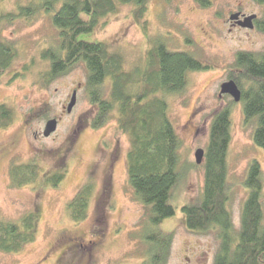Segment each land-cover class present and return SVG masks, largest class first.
<instances>
[{
    "label": "rangeland",
    "instance_id": "1",
    "mask_svg": "<svg viewBox=\"0 0 264 264\" xmlns=\"http://www.w3.org/2000/svg\"><path fill=\"white\" fill-rule=\"evenodd\" d=\"M44 2L0 0V18L15 15L0 21V42L15 54L0 76V106L6 104L14 111L11 126L0 129V221L20 222L30 212L39 215L35 241L17 253L0 252V264H142L147 258L141 240L147 212L128 184L130 137L120 130L116 114L103 126L93 127L98 108L88 98L83 64L56 79H43L50 71L43 53L61 45L60 31L53 23L59 6L47 10ZM134 12L133 5H119L118 12L101 19L93 33L78 39L106 43L133 74L145 68L156 41L192 53L208 66L189 74L181 94L165 97L181 139L180 178L171 198L176 214L157 229L173 235L166 264H213L219 249L216 232H189L182 207L201 201L205 170L203 164H196L195 154L207 146L215 114L228 108L232 119L228 207L235 229L240 228L248 195L244 181L254 160L262 169L264 208V150L253 139L256 122L245 121L242 103L228 95L220 97L222 85L236 70L237 54L264 53V32L257 27H233L230 18L240 12L263 20L264 4L214 0L211 7L202 8L195 0H152L145 24L137 23ZM131 88L135 92L137 86ZM75 89L77 103L69 114L65 106ZM110 89L106 81L107 95ZM55 118H59L57 131L44 137L47 122ZM28 163L40 167L37 181L14 185L11 167ZM57 173H63L64 180L57 187L48 184ZM87 185L92 186L87 218L74 222L68 204Z\"/></svg>",
    "mask_w": 264,
    "mask_h": 264
},
{
    "label": "trees",
    "instance_id": "2",
    "mask_svg": "<svg viewBox=\"0 0 264 264\" xmlns=\"http://www.w3.org/2000/svg\"><path fill=\"white\" fill-rule=\"evenodd\" d=\"M151 1L45 0L43 5L47 10L59 6L53 23L60 31L61 45L43 53V58L50 63V71L43 79L48 82L63 76L78 64L86 68L85 88L90 102L98 108L93 127L103 126L110 116L116 114L120 130L130 137L128 184L147 212L146 233L141 239L147 246V258L142 264H166L173 235L157 228L176 214L171 198L180 178L181 139L169 118L165 97L181 94L187 87L189 74L206 70L208 66L192 53L171 50L164 42L156 41L149 51L145 68L133 74L125 70L123 58L112 52L106 43L78 39L81 35L93 33L101 19L118 12L119 5L135 6V20L145 24L144 17ZM254 1L264 4V0ZM195 2L202 8H209L214 0ZM13 17L15 15L8 14L0 21ZM256 25L264 32V19L257 21ZM14 57L12 47L0 42V76ZM235 66L230 80H234L242 92L240 103L245 121L256 122L253 139L264 150V53L241 51L236 56ZM106 81L111 86L109 95L104 91ZM133 86H137L135 92L131 88ZM13 120V109L2 104L0 129L9 128ZM231 124L228 108L217 112L213 118L209 142L204 149L202 198L198 204L182 207L185 228L196 234L216 232L219 249L213 264H264L263 183L258 161L251 162L244 181L248 195L243 204L239 229H235L228 207L227 155ZM40 171L37 164L28 163L12 166L10 175L13 184L20 187L34 184ZM64 177L63 173H57L47 183L57 187ZM91 197L92 186L87 185L68 204L74 222L87 218ZM38 221L39 215L35 212L28 213L20 222L0 221V252L17 253L34 242Z\"/></svg>",
    "mask_w": 264,
    "mask_h": 264
},
{
    "label": "water",
    "instance_id": "3",
    "mask_svg": "<svg viewBox=\"0 0 264 264\" xmlns=\"http://www.w3.org/2000/svg\"><path fill=\"white\" fill-rule=\"evenodd\" d=\"M241 13H235L231 16L230 20L232 22H236V24L242 28L245 29H254L255 28V20L257 19V15H251V16H245V18H242ZM77 95L78 92L74 91L71 101L67 107V112L71 113L76 106L77 103ZM224 95H228L233 98V100L236 103H240L242 100V92L237 85V83L234 80H230L226 83H224L221 87L220 97H223ZM58 128V121L57 119H51L47 122L45 130H44V137L48 138L52 136L57 131ZM205 158V150L204 149H198L195 154L196 164L202 165Z\"/></svg>",
    "mask_w": 264,
    "mask_h": 264
},
{
    "label": "flooded vegetation",
    "instance_id": "4",
    "mask_svg": "<svg viewBox=\"0 0 264 264\" xmlns=\"http://www.w3.org/2000/svg\"><path fill=\"white\" fill-rule=\"evenodd\" d=\"M238 13H240V12H238ZM241 15H242L241 19H242V18H245V17H244L245 14L241 13ZM245 16H247V15H245ZM255 21H258V18H257ZM254 23H255V22H254ZM231 25H232L233 27H237V26H238V25L236 24V22H231ZM255 27H257L256 23H255ZM74 91H77V92H78L77 89H75ZM74 91H73V93H74ZM73 93H72V95H73ZM72 95H71V97H70V101H71ZM69 103H70V102H69ZM68 105H69V104H67V106H65V108L68 107ZM66 109H67V108H66ZM69 114H70V113H69ZM55 119H57L58 124H59V118H55ZM35 137L38 138V135H36Z\"/></svg>",
    "mask_w": 264,
    "mask_h": 264
}]
</instances>
